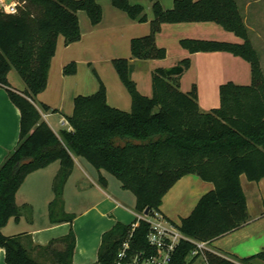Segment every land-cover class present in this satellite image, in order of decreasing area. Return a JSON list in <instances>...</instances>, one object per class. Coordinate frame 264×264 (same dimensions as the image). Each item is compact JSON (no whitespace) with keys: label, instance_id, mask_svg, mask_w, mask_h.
Wrapping results in <instances>:
<instances>
[{"label":"trees","instance_id":"16d2710c","mask_svg":"<svg viewBox=\"0 0 264 264\" xmlns=\"http://www.w3.org/2000/svg\"><path fill=\"white\" fill-rule=\"evenodd\" d=\"M25 1L16 14L0 11V87L20 112L18 141L0 163V247L5 251L6 264H72V230L43 246L34 244L28 233L6 236L1 228L21 213L16 193L25 178L54 161L60 162V169L53 181L50 219L71 221L73 215L63 211V186L74 156L96 169L102 186L107 182L103 171L132 192L137 213H144L146 208L148 213L159 210L162 197L186 174L212 182L214 188L181 218L179 228L188 239L209 243L249 221L240 176L244 174L249 181L264 178V71L235 0H174L172 8L166 10L158 0H149L153 14L150 30L131 40V56L141 60L164 58L165 49L155 41L164 23L216 22L243 42L182 39L180 44L191 53L227 51L244 58L251 66V84H222L219 107L205 112L197 102L196 86L182 92L179 76L167 75L164 68L153 72L152 96L142 95L131 78L130 59L116 58L112 65L131 96V110L110 106L100 81L94 94L75 97L72 114L67 117L71 129L59 133L42 120L41 112L50 107L36 98L46 88L58 37L62 36L65 44L80 40L77 12L84 10L91 23L97 24L102 9L96 0ZM111 1L132 19L147 21L141 5L129 0ZM181 64L188 68L190 60ZM12 69L25 84L23 90L9 83ZM63 72L74 74L76 63H68ZM55 207L59 208L58 215ZM131 224L117 222L102 234L96 264H115L126 240L129 254L155 253L147 239L149 223L140 220L132 235ZM194 249V243L182 239L170 264H193L201 256H191ZM203 257L207 264H253L256 259L264 261V250L235 259L206 250Z\"/></svg>","mask_w":264,"mask_h":264},{"label":"crops","instance_id":"0c3cea01","mask_svg":"<svg viewBox=\"0 0 264 264\" xmlns=\"http://www.w3.org/2000/svg\"><path fill=\"white\" fill-rule=\"evenodd\" d=\"M96 1L102 9L101 20L92 24L84 10L77 12L81 38L65 44L64 38L58 37L46 88L36 98L37 102L50 107L49 111L41 112L42 120L55 133L71 129L69 122H62V119L67 121L72 114L75 97L94 94L99 89L100 81L105 86L110 106L131 110V96L112 65V60L116 58L130 59L131 78L139 92L148 97L152 96V75L156 69L182 66V72L172 77L179 76L182 92H189L193 85L196 86L197 102L205 112L219 107V88L222 84H251V66L244 58L227 51L191 53L180 44L182 39L243 42V38L225 30L220 24L211 21L164 23L155 41L165 49V57L135 59L131 56L130 42L149 33L153 16L151 2L129 0L131 4L144 8L147 21L139 22L115 7L111 0ZM158 1L166 10L172 8L174 0ZM235 1L248 29L249 39L262 61L264 0ZM184 59L190 60L188 68L181 64ZM70 62L76 63V72L64 74L63 68ZM8 81L17 89L25 88L22 80L12 84L8 75ZM19 127V109L10 101L7 91L0 87V163L16 145ZM73 159L72 171L63 186V211L73 215V219L60 222L50 219L49 205L55 196L53 181L60 169V162L54 161L25 178L16 193V204L21 208V213L17 220L10 218L1 231L6 236L28 233L34 244L44 246L72 230L75 234L72 264H96L102 234L117 222L126 225L133 223L138 213L134 210L135 200L127 195L128 190H124L118 180L102 171L107 180L106 186H102L95 168L79 156ZM240 181L249 221L239 229L207 243L208 251L229 259L249 257L264 250V178L249 181L243 174ZM213 188L212 182L204 181L195 174H186L162 197L159 211L179 224L181 218L187 217L199 199ZM4 256L5 251L0 247V264H6Z\"/></svg>","mask_w":264,"mask_h":264},{"label":"built area","instance_id":"2783aa9c","mask_svg":"<svg viewBox=\"0 0 264 264\" xmlns=\"http://www.w3.org/2000/svg\"><path fill=\"white\" fill-rule=\"evenodd\" d=\"M25 3V0H10L8 3L5 0H0V11L6 14H16ZM62 122L67 123L68 120L62 119ZM140 220L149 223L147 239L149 244L156 249L155 253L149 255L140 251L129 254L130 244L129 240H126L118 253L115 264H170L172 254L182 239L194 243L195 249L191 256L199 253L203 255L204 251L209 250L207 242L188 239L181 232L179 224L167 219L159 210L147 214L138 213L135 222L131 224V235Z\"/></svg>","mask_w":264,"mask_h":264},{"label":"rangeland","instance_id":"374dc122","mask_svg":"<svg viewBox=\"0 0 264 264\" xmlns=\"http://www.w3.org/2000/svg\"><path fill=\"white\" fill-rule=\"evenodd\" d=\"M26 4V3H25ZM25 4H23V6L25 5ZM252 46H253V44H252ZM253 48H254V46H253ZM255 49V48H254ZM256 50V49H255ZM257 51V50H256ZM258 53V52H257ZM258 57H259V54H258ZM259 62H260V65H261V69H262V71H264V60H260L259 59ZM9 77H10V82H12V84H14V82L15 81H17V82H19V81H21V79H20V77H19V75L17 74V72H16V70L15 69H12L10 72H9ZM127 193V195L130 197V198H132L133 199V201L135 200V196H134V194L132 193V192H130V191H128V192H126ZM183 206V205H182ZM58 207H55V209H54V213H55V215H58V213H59V211H58ZM186 209V208H185ZM181 223V222H180ZM179 223V224H180ZM13 224V223H12ZM217 251V250H216ZM217 252H219V251H217ZM193 264H207L206 263V261H205V259H204V257H203V255H201V256H199L197 259H195V261L193 262ZM253 264H264V261H261V260H258V259H256V260H254L253 261Z\"/></svg>","mask_w":264,"mask_h":264},{"label":"water","instance_id":"95a60500","mask_svg":"<svg viewBox=\"0 0 264 264\" xmlns=\"http://www.w3.org/2000/svg\"><path fill=\"white\" fill-rule=\"evenodd\" d=\"M5 2H10V0H5ZM183 70V67L180 65H175V66H171V67H167L165 68V72L167 75H177L180 74ZM149 211L148 208L145 209L144 213L147 214Z\"/></svg>","mask_w":264,"mask_h":264}]
</instances>
